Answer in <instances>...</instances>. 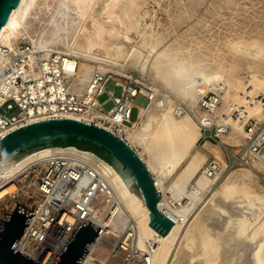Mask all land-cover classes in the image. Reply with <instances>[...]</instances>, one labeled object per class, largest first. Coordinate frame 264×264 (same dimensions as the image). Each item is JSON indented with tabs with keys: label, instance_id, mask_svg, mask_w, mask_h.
I'll use <instances>...</instances> for the list:
<instances>
[{
	"label": "bare ground",
	"instance_id": "obj_1",
	"mask_svg": "<svg viewBox=\"0 0 264 264\" xmlns=\"http://www.w3.org/2000/svg\"><path fill=\"white\" fill-rule=\"evenodd\" d=\"M138 4V0H21L1 30L0 47L13 50L21 38L37 49L61 44L71 57L69 68H79L80 85L93 71L115 74L129 60L143 58L139 66H151L170 99L179 98L195 108L202 96L217 92L222 131L230 127L233 133L246 136L244 128L250 120L264 121V79L253 89L223 71L211 70L189 49L154 43L153 34L137 20ZM133 34L141 43L133 42ZM123 46L130 49L125 52ZM229 46L236 56L264 63V45L258 41L237 40ZM151 89L159 96L161 89L153 84ZM163 105L161 99H154L136 122L124 121L123 107L109 119L124 124V135L118 136L153 176L162 213L174 222L167 235L150 226L151 212L111 165L75 146L41 149L16 162L0 161V220L14 203L27 207L26 200L36 197L43 167L64 165L60 184L67 192L69 208L75 211V204L86 198V189H91V201L103 202L97 215L88 219L103 230L95 255L99 263L84 264H121L112 253L122 234L129 241L127 246L136 251L138 264H264V187L247 171H231L225 161H220L222 166L216 162L221 170L230 171L210 176L207 157L197 150L203 135L199 125L188 114L177 115L172 99ZM65 119L80 120L74 115ZM255 163L254 169L262 168L258 163L264 164V155ZM34 169L31 178L27 173ZM117 254L123 261L126 252Z\"/></svg>",
	"mask_w": 264,
	"mask_h": 264
},
{
	"label": "built area",
	"instance_id": "obj_2",
	"mask_svg": "<svg viewBox=\"0 0 264 264\" xmlns=\"http://www.w3.org/2000/svg\"><path fill=\"white\" fill-rule=\"evenodd\" d=\"M0 53L3 54L0 62L1 138L18 128L32 124L31 121L65 119L69 115L77 116L80 122L96 125L119 137L118 135H124L122 133L124 124L109 119L118 108L123 107L124 121L130 123L131 111L134 108L133 100L139 96L145 98L147 104L159 98L163 101V106L167 105L165 102L167 96L165 98L164 95L156 96L151 89V83H139L132 75L115 78L112 73L96 70L91 73L84 85H80L79 68L71 69L68 66L70 56L54 49H37L27 38H21L13 50L0 47ZM110 82L114 83V93L107 91ZM104 92L110 96L108 101L114 103L109 111H105L104 105L98 102V97ZM171 99L177 115L188 114L195 119L203 132L202 140L212 141L227 131V127L223 131L220 127L217 112L221 106V97L217 92L210 91L202 96L195 108L179 98ZM138 117L139 108L137 119ZM244 130L248 143L242 152L236 155L234 166H249L261 160L263 156V124L252 119ZM119 138L122 139L121 136ZM208 168L210 176L222 171L215 161L209 162ZM27 174L33 178L35 169ZM63 174L64 165L43 167L36 181V197L27 199L28 206L22 207L34 214V217L15 250L31 260L38 253L33 260L37 264H54L77 224L84 226L83 220L87 221L96 216L99 206L103 204L100 199L91 201V189H86L84 192L86 198L80 200V204H75L73 211L69 208L67 192L61 188ZM49 192L53 194L50 196ZM110 201L112 202V199ZM8 212L3 215L0 225ZM67 215L73 218L72 222L67 219ZM102 232L103 230L100 234ZM100 234L82 261L83 264L89 261L99 263L95 255L100 250L97 243ZM128 242L125 239L120 240L113 250L112 258L121 264L140 263L136 251L127 246ZM120 250L126 252L123 261L117 254Z\"/></svg>",
	"mask_w": 264,
	"mask_h": 264
},
{
	"label": "rangeland",
	"instance_id": "obj_3",
	"mask_svg": "<svg viewBox=\"0 0 264 264\" xmlns=\"http://www.w3.org/2000/svg\"><path fill=\"white\" fill-rule=\"evenodd\" d=\"M138 3L137 20L144 31L153 34L154 43H159L161 47L171 44L189 49L196 59L203 61L211 70L223 71L240 80L244 86L253 89H256L260 80L264 79V63H254L247 58L236 56L229 46L237 40H255L264 45V0H138ZM132 39L136 44L141 43L135 34L132 35ZM53 49L65 53L61 44H57ZM129 49V46H123L125 52ZM140 61H143V58L139 61L136 58L129 60L126 66L122 67L123 69L119 67V71L113 74L114 77L132 75V78L139 83H151L161 89L158 95L167 94L163 91L166 90L164 83L155 75L151 66L148 64L146 69H141ZM206 90L204 88L205 92ZM107 91L115 92L113 82L109 83ZM165 96L169 102L171 100L169 95ZM109 98L107 92L98 97V102L104 105L105 111H109L114 106L113 102L108 101ZM258 100L260 98L257 97ZM133 104L131 121L137 119L138 108H144L147 100L139 96L133 100ZM260 123L264 126V121ZM238 135L229 127L227 133L219 138L212 141L201 139L197 144V150L206 155V163L218 161L221 164L220 161H225L231 171H247L264 187L263 163H258L262 168L255 169L256 163L249 165V168L234 166L236 155H239L248 143L244 134ZM138 150L147 159L143 150L140 148ZM186 166L184 165L183 168ZM229 169L223 167L222 170H225L223 174H227ZM168 195L167 198L170 197V194ZM120 240H123V234Z\"/></svg>",
	"mask_w": 264,
	"mask_h": 264
},
{
	"label": "water",
	"instance_id": "obj_4",
	"mask_svg": "<svg viewBox=\"0 0 264 264\" xmlns=\"http://www.w3.org/2000/svg\"><path fill=\"white\" fill-rule=\"evenodd\" d=\"M20 2L0 0V33ZM70 140L88 142L110 154L112 164L93 152L116 170L130 193L143 200L152 214L150 226L163 236L170 232L174 222L162 213L160 195L149 169L125 141L101 127L73 119L29 124L0 139V161L10 158L9 161L16 162L41 149L71 146L67 145ZM33 217L34 214L13 204L0 225V264H37L33 260L38 253L31 260L15 250ZM101 230L88 220L84 226L78 223L54 264H81Z\"/></svg>",
	"mask_w": 264,
	"mask_h": 264
},
{
	"label": "trees",
	"instance_id": "obj_5",
	"mask_svg": "<svg viewBox=\"0 0 264 264\" xmlns=\"http://www.w3.org/2000/svg\"><path fill=\"white\" fill-rule=\"evenodd\" d=\"M67 145L75 146L77 148L83 149V150H88L92 151L95 154H97L99 157L103 158L110 164H112V157L110 154H108L105 150L103 149H98L96 146L93 144H90L88 142H76L75 140H70ZM55 146H60V144H56Z\"/></svg>",
	"mask_w": 264,
	"mask_h": 264
},
{
	"label": "crops",
	"instance_id": "obj_6",
	"mask_svg": "<svg viewBox=\"0 0 264 264\" xmlns=\"http://www.w3.org/2000/svg\"><path fill=\"white\" fill-rule=\"evenodd\" d=\"M146 106H147V105H146ZM146 106H145V107H146ZM145 107H144V108H145ZM142 109H143V108H139V117H138V119H137L136 121H138V120H139V118H140V115H141V111H142ZM136 121H134V122H136Z\"/></svg>",
	"mask_w": 264,
	"mask_h": 264
}]
</instances>
